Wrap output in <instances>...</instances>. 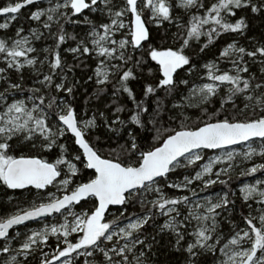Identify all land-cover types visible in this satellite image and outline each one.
<instances>
[{
	"label": "snow or ice",
	"instance_id": "obj_1",
	"mask_svg": "<svg viewBox=\"0 0 264 264\" xmlns=\"http://www.w3.org/2000/svg\"><path fill=\"white\" fill-rule=\"evenodd\" d=\"M0 264H264V0H0Z\"/></svg>",
	"mask_w": 264,
	"mask_h": 264
}]
</instances>
